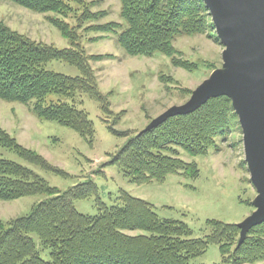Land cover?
I'll return each instance as SVG.
<instances>
[{
	"label": "trees",
	"instance_id": "obj_1",
	"mask_svg": "<svg viewBox=\"0 0 264 264\" xmlns=\"http://www.w3.org/2000/svg\"><path fill=\"white\" fill-rule=\"evenodd\" d=\"M33 12L51 13L47 20L70 42L69 47L37 41L12 29L0 19V99L26 104L37 117L73 129L92 144L93 122L78 107L76 96L87 95L101 111L109 113L107 94L101 92L89 54L80 45L77 28L88 21L86 31L113 33L129 55L171 56L173 65L191 70L195 64L177 58L174 40L182 35L206 34L214 26L203 0H119L122 22L95 23L104 10L93 11L85 0H9ZM80 8V12L76 10ZM73 14V25L65 20ZM77 14V15H76ZM214 39L219 42L215 36ZM61 60L79 70L71 76L46 68ZM126 142L107 164H115L135 184L164 181L171 174L195 178L198 168L179 157L176 147L191 155L206 154L220 136L225 139L240 129L231 99L211 97L195 111L175 115L151 129L132 134L107 123ZM0 146L26 163L67 176L32 148L24 147L0 127ZM48 194L24 215L0 219V264H192L210 244H217L221 260L214 264H244L264 260V222L249 229L237 246V224L208 219V233L193 237L183 221L161 218L152 203L120 189L117 202L106 204L95 182L87 180L66 190L51 186L33 169L0 157V199ZM95 195L97 213L83 214L76 199ZM45 254L47 258L43 255Z\"/></svg>",
	"mask_w": 264,
	"mask_h": 264
},
{
	"label": "rangeland",
	"instance_id": "obj_2",
	"mask_svg": "<svg viewBox=\"0 0 264 264\" xmlns=\"http://www.w3.org/2000/svg\"><path fill=\"white\" fill-rule=\"evenodd\" d=\"M85 1L94 2L89 6L91 10L106 12L95 23L122 22L119 0ZM80 11L78 8L76 13ZM50 14L33 12L9 0H0V19L12 29L58 48L69 47V40L47 20L46 15ZM65 20L71 25L76 23L73 14ZM92 23L91 20L77 28L78 41L87 53L103 56L100 60L91 61V65L99 89L107 94L110 101V112L104 113L92 98L84 94L76 96L78 107L84 109L93 122L92 144L67 126L35 116L26 104L0 99V127L19 144L37 151L51 166L68 175L26 163L2 146L0 157L27 165L51 186L62 191L92 180L97 185L99 197L108 205L117 202L116 196L123 189L152 203L161 218L185 222L193 237H203L208 233V219L234 224L242 222L254 211L253 200L257 193L244 160L241 129L233 130L225 139L217 136L215 145L206 154L191 155L179 147L175 148L180 158L198 168L195 178L171 174L162 182L135 184L123 175L117 165L107 164L111 154L122 147L127 137L111 133L104 120L113 122L117 130H131L136 134L145 131L146 126L169 107L186 102L213 70L222 68L223 46L214 39L215 30L210 32L213 37L195 34L182 35L174 40V56L196 65L188 70L173 65L171 56L160 52L129 55L113 33L84 30ZM46 68L71 76L79 75L75 66L61 60L47 62ZM49 196L35 194L7 201L0 199V219L5 221L24 215L34 204ZM74 206L83 214L97 213L95 195L76 199ZM220 260L218 245L210 244L191 263L214 264ZM244 264H264V260Z\"/></svg>",
	"mask_w": 264,
	"mask_h": 264
},
{
	"label": "water",
	"instance_id": "obj_3",
	"mask_svg": "<svg viewBox=\"0 0 264 264\" xmlns=\"http://www.w3.org/2000/svg\"><path fill=\"white\" fill-rule=\"evenodd\" d=\"M223 46L222 68L215 69L191 93L154 118L144 130L167 118L188 114L209 98L231 99L242 132L244 160L256 190L254 211L237 224L239 246L253 226L264 222V0H203Z\"/></svg>",
	"mask_w": 264,
	"mask_h": 264
}]
</instances>
